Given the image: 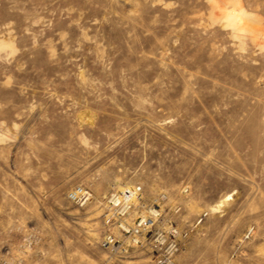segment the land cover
Wrapping results in <instances>:
<instances>
[{"label":"rangeland","instance_id":"1","mask_svg":"<svg viewBox=\"0 0 264 264\" xmlns=\"http://www.w3.org/2000/svg\"><path fill=\"white\" fill-rule=\"evenodd\" d=\"M102 263L264 264V0H0V264Z\"/></svg>","mask_w":264,"mask_h":264},{"label":"built area","instance_id":"2","mask_svg":"<svg viewBox=\"0 0 264 264\" xmlns=\"http://www.w3.org/2000/svg\"><path fill=\"white\" fill-rule=\"evenodd\" d=\"M141 187L133 188V187H127L122 189L121 191L115 193L111 197V203L113 210L116 212V216L119 217L120 219L130 213V209L132 207V204L138 199V197L141 195ZM70 198L72 201H74L76 204L83 205L89 198V193L86 191L84 188L79 187L72 191L70 193ZM115 215L109 214V221H112V218ZM122 216V217H121ZM150 223V219H147L146 217L142 218L139 222L138 225L133 228L131 231L133 234H139L142 229L147 227ZM120 227L124 232H129L130 227L128 228L126 223L121 221ZM113 242V238H109V242ZM106 264V263H102Z\"/></svg>","mask_w":264,"mask_h":264},{"label":"bare ground","instance_id":"3","mask_svg":"<svg viewBox=\"0 0 264 264\" xmlns=\"http://www.w3.org/2000/svg\"><path fill=\"white\" fill-rule=\"evenodd\" d=\"M238 19H239V15L236 13H228L227 14V20L232 26L239 27V22H238L239 20ZM137 187H139V186H133V188H137ZM221 203L219 204V206L214 207L213 210H218V208L221 206Z\"/></svg>","mask_w":264,"mask_h":264}]
</instances>
